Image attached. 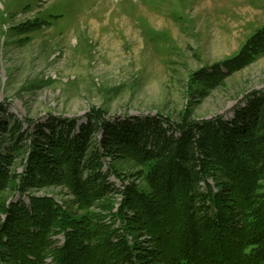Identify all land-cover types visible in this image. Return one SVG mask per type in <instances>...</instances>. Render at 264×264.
Here are the masks:
<instances>
[{"label":"trees","instance_id":"obj_1","mask_svg":"<svg viewBox=\"0 0 264 264\" xmlns=\"http://www.w3.org/2000/svg\"><path fill=\"white\" fill-rule=\"evenodd\" d=\"M263 55L264 24L193 79L212 86ZM230 113L0 119V264H264V90ZM47 187L75 210L30 192Z\"/></svg>","mask_w":264,"mask_h":264},{"label":"rangeland","instance_id":"obj_2","mask_svg":"<svg viewBox=\"0 0 264 264\" xmlns=\"http://www.w3.org/2000/svg\"><path fill=\"white\" fill-rule=\"evenodd\" d=\"M263 24L264 0H0V119L25 128L91 108L176 122L228 117L245 93L264 90V55L212 86L193 75L235 55ZM9 135L0 132V149ZM117 166L141 185L133 165ZM30 192L75 210L63 187Z\"/></svg>","mask_w":264,"mask_h":264}]
</instances>
